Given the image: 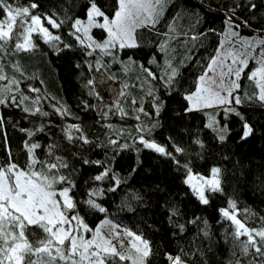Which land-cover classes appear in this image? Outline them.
<instances>
[{
    "label": "snow or ice",
    "instance_id": "obj_1",
    "mask_svg": "<svg viewBox=\"0 0 264 264\" xmlns=\"http://www.w3.org/2000/svg\"><path fill=\"white\" fill-rule=\"evenodd\" d=\"M67 2L69 7H73L72 0ZM101 3L104 4V8L108 7L105 0H101ZM169 3L170 0H115L110 17L97 0H88L85 18L78 16L74 18L65 7L62 9L64 17L61 19L56 12L52 15L32 14V10L38 8V4L34 2L23 6L10 3L9 0H0V12L3 13V17L0 18V106L15 107L27 116L46 118L50 115L44 110L42 102L55 98L41 95L40 88L30 85L28 92L36 95L25 94L20 85L28 79H35V75L27 77L19 60L6 62V59L20 54H34L38 51V45L33 39L34 34L55 50L56 54L71 50L73 47L71 44L45 26L47 23L51 29L58 31L70 22L67 35L76 41L77 46L87 57H95L94 63L86 62L90 71L93 69L97 72L102 69L107 71L111 64H121L125 73L135 66L142 74V77H136L138 81L136 84L130 85L125 81L120 88L118 98L102 111L104 118L110 113L120 118L129 117V111H126L121 103L123 100L133 106L131 111L134 115L131 118L138 121L135 126L136 136H132L129 130L120 129L116 131V135L120 138H124L127 132L128 138L124 139L123 143L121 139L109 138L108 143L113 146V151L119 155L121 151L135 148V145L139 144L141 147L135 148L137 153L146 149L171 159L177 169L183 168L184 184L192 195L200 204L209 205L214 195L224 194L222 170L219 167H212L208 176L193 172L189 162L182 163L177 159V154L186 158L190 156L186 148L172 143V151H169L166 145L158 144L152 138V132L157 124L149 125L141 121V114L145 117H150L151 114L145 111L143 100L138 101L130 91V88L136 87L143 90L146 96L152 98L154 112L159 116L162 102H157L158 97L153 82L159 81L171 94L178 83L179 67L174 66L171 59L166 58L160 64L153 57L149 60V64L160 69L156 72L151 67L135 61L131 55H128L126 60L120 59L121 54L126 50L141 47L135 35L137 28L149 26L154 28L160 22ZM233 4L234 7H229L226 13V31L223 33L225 41L210 58L204 74L197 78L195 91L184 96L188 101L185 112H199L218 107L223 111L226 121L230 115H235L243 122L240 139L244 140L253 133V129L238 111L237 106H242L246 101H255L264 107V36L246 37L236 30L241 25L251 30L248 20H241L238 24L235 23L234 17L237 10L243 7L255 11L256 3L253 0H244L241 4L240 0H233ZM174 23L175 21L169 25L168 31L163 33L166 41L159 45L161 52H168V40L179 38ZM94 29L104 32L102 40L93 36ZM255 31L264 32V29ZM190 39L196 40L197 37L192 36ZM225 43L228 45L227 48ZM105 57L108 58L109 63L104 62ZM229 59L230 63H226ZM250 61L256 66L247 73L246 79L257 91L251 95L244 91L242 96L240 81L245 78V70L249 68ZM216 68H219V83L216 77L209 76V73L214 72ZM9 69L11 72L8 71ZM108 78L116 80V76L111 73ZM95 84V78H92L87 81L85 87L89 89L90 95L102 99L95 91ZM57 104H52L57 115L71 116L66 107ZM137 104L140 106L134 107ZM85 107H88L87 104ZM3 124L4 117L0 114V129L3 128ZM45 127L44 123H40L34 130L20 129L28 137L24 142L27 160L23 167L12 160L10 149H6L9 157L7 163H0V264H125V262L148 264L149 259L157 253L152 242L144 238L143 234L121 228L119 224H114L108 219L101 221L95 229L85 222V216L89 213L106 215L108 210L100 201L103 200L106 192H115L125 182L112 167L115 157L113 156L111 161L82 160L83 164L92 165L99 171L90 178L92 185L84 191L83 197L77 199V185L73 177L78 170L67 158L56 154L60 145L55 143L42 145L32 139L37 133L44 132ZM105 127L114 130L111 124ZM205 127L214 132L220 141L227 138L229 132L227 124L221 127L215 115H209ZM63 132L69 145L77 142L93 143L79 124H67ZM6 140L5 135V142ZM193 143L201 150L205 147L199 138L194 139ZM41 149H43V158L37 155V150ZM218 211L233 228L230 233L226 230L224 237L226 242L231 243L233 259L229 264H264V223L260 228H249L247 218L255 214L250 209H244L241 213L237 202L231 198L227 201V207ZM81 212L84 215H81ZM241 214L244 215V220L238 218ZM178 215L176 209L171 211V216ZM198 220L202 225L200 234L209 241V249H211L212 238L207 220L195 217L188 223L196 224ZM260 220L264 222V217H260ZM174 226L180 234L186 230L185 224ZM195 239L196 237H193V250L190 252H186L182 247L176 255L164 252L163 256L167 264H189L186 258L197 255L202 257L204 252L194 245Z\"/></svg>",
    "mask_w": 264,
    "mask_h": 264
},
{
    "label": "trees",
    "instance_id": "obj_2",
    "mask_svg": "<svg viewBox=\"0 0 264 264\" xmlns=\"http://www.w3.org/2000/svg\"><path fill=\"white\" fill-rule=\"evenodd\" d=\"M9 2L23 6L34 2L38 4V8L32 10V14L52 15L56 12L61 19L64 17L62 9L65 7L74 18L76 16L85 18L88 6V0H72L73 7H69L67 0H9ZM97 2L104 8L101 0ZM105 2L108 7L104 10L110 16L115 0H105ZM240 2L243 4L244 0ZM253 2L257 5L255 11L243 7L237 10L234 17L235 23L248 20L251 26V30L244 28L243 25L236 29L242 36H264V32L255 31L264 29V0H253ZM229 7H234L233 0H170L163 17L154 28L143 27L137 32L136 39L141 47L126 50L120 56L121 60H126L127 56L131 55L135 61L151 67L156 72L160 69L149 64V60L153 57L160 64L166 58L171 59L173 65L179 67L178 83L171 94L159 81L153 82L158 97L157 102H162L159 116L154 112L152 98L146 96L143 90L136 87L130 88V91L138 101L143 100L145 111L151 114L150 117L141 114V121L149 125L157 124L152 132V138L158 144L166 145L169 151H172V143L186 148L190 156L186 158L177 154V159L182 163L189 162L193 172L208 176L212 167H219L222 170L224 194L214 195L209 205L200 204L192 195L184 184L183 168L177 169L171 159L146 149L137 153L135 148H140L139 144H136L135 148L121 151L119 155L113 151V146L108 143L109 138L121 139V143L128 138L127 132L124 138H120L116 135V131L125 129L131 131L132 136L137 135L135 126L138 121L131 118L134 115L131 111L133 106L122 102L125 110L129 111V117L120 118L110 113L104 118L102 111L106 108L100 109L98 104L101 99L90 95L85 85L89 79L95 78V91L101 97L97 88L100 72L107 77L110 73L114 74L116 80H111L121 85L125 81L130 85L138 83L136 77H142V74L135 66L125 73L121 64H111L107 71L103 69L100 72L95 69L90 71L86 62L94 63L95 57H87L77 46L76 41L67 35L70 22L58 31L51 29L47 23L45 26L71 44L73 46L71 50L56 54L55 50L34 34L33 39L38 45V51L34 54H20L6 59V62L19 60L27 77L35 75V79H28L20 85L25 94L36 95L28 92L30 85L40 88L41 95L54 97L55 100L42 102L44 110L50 113L46 118L27 116L15 107L0 106V114L4 117L3 128L0 129V163H7L9 157L6 149H10L12 160L23 167L27 160L24 142L28 137L20 129L34 130L40 123H44L46 125L44 132L37 133L32 139L42 145L49 143L60 145L56 154L67 158L78 170L73 177L77 185V199L83 197L84 191L92 185L90 178L99 171L92 165L83 164L82 160L111 161V158L115 157L112 167L125 182L115 192H106L105 197L100 201L108 210L106 215L92 212L85 216V222L89 227L95 229L101 221L108 219L137 234H143L144 238L152 242L157 253L149 259L148 264H167L163 256L164 252L176 255L181 247L186 252L192 251L193 237H196L194 245L199 247L204 255L186 258L189 264H229L233 259L231 243L226 242L224 237L226 230L230 233L233 228L229 221L221 217L218 209L227 207V201L231 198L237 202L241 213L244 209H250L255 214L247 218L249 228H260L264 223L260 220V217H264V107L255 101H246L238 107V111L253 129V133L244 140L240 139L243 122L239 117L230 115L226 121L221 109L215 111L220 126L227 124L229 130L227 138L220 141L214 132L205 127L209 119L206 112L186 113L188 101L184 99L186 94L195 91L197 78L204 74L210 58L225 41L223 33L226 31L225 19ZM2 17L3 13L0 12V18ZM173 21L179 38L168 40V52H161L159 45L166 41L163 33L168 31ZM201 33L205 35H200ZM92 34L101 40L105 35L102 30L97 29H94ZM192 36H196L197 39H190ZM227 47L225 43V48ZM104 62L109 63L107 57L104 58ZM255 66L254 63L251 64L250 69L245 71V78L241 80L242 96L249 87L252 93L257 91L246 79L247 73ZM8 71L11 72L10 69ZM52 104L63 105L70 111L71 116L57 115ZM139 106L137 104L134 107ZM67 124L81 125L85 135L93 143L77 142L69 145L63 132ZM108 124L113 125L114 130L105 127ZM196 138L203 141L205 145L203 150L193 143ZM37 155L43 158V149L37 150ZM173 209L179 212L178 216H171ZM81 215L84 213L81 212ZM195 217L207 220L212 238L211 249H209V241L200 234L202 227L200 221L198 220L196 224L188 223ZM238 218L244 220L245 217L241 214ZM175 224H185V232L180 234Z\"/></svg>",
    "mask_w": 264,
    "mask_h": 264
},
{
    "label": "rangeland",
    "instance_id": "obj_3",
    "mask_svg": "<svg viewBox=\"0 0 264 264\" xmlns=\"http://www.w3.org/2000/svg\"><path fill=\"white\" fill-rule=\"evenodd\" d=\"M111 15H112V10L110 11V17H111ZM142 28L143 27L137 28L135 35ZM96 39H98V38H96ZM98 40H101V39H98ZM226 63H230V59L228 61H226ZM251 64L253 65L252 61L249 62V66H251ZM249 69H250V67L248 69H246L245 71H248ZM218 73H219V68H216V70L214 72L209 73V76L216 77L217 83H219ZM98 79H99V83L97 84V88H98V91L100 92V95L102 97V99L100 100V102L98 104H99L100 109H104V108L111 106L113 104V102L118 98V93H119L122 85L117 83V82L116 83L113 82L111 79H109L102 72H100L98 74ZM240 83H241V81H240ZM241 85H242V83H241ZM242 88H243V86H242ZM246 91L248 92L249 95L252 93V89L250 87ZM241 93L242 92H240V94ZM122 102H123V100L121 101V103ZM237 107H239V106H237ZM218 109H220V108L214 107V108L204 109L203 111H205L208 114L207 115L208 118H209V115H215V118H217V113L215 111H217ZM199 112H202V111H199ZM194 113H198V112H194ZM121 228H123V227L121 226ZM105 231H107V229H105ZM113 243H116V242L113 241ZM125 246H127V240H125Z\"/></svg>",
    "mask_w": 264,
    "mask_h": 264
}]
</instances>
